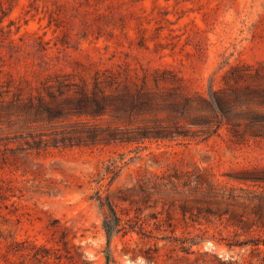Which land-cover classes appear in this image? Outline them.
I'll return each mask as SVG.
<instances>
[{
  "label": "rangeland",
  "instance_id": "1",
  "mask_svg": "<svg viewBox=\"0 0 264 264\" xmlns=\"http://www.w3.org/2000/svg\"><path fill=\"white\" fill-rule=\"evenodd\" d=\"M237 73L243 74L238 81ZM56 77L70 91L95 77L132 86L145 81L165 100L146 113L135 108L128 121L113 110L78 115L71 102L59 110L43 89ZM0 85L9 99L40 91L56 115L37 119L14 107L0 121V264H106L90 180L118 152L133 160L117 185L152 171L177 174L181 182L187 170L201 184L187 191L186 217L180 209L171 213L175 238L116 236L110 264H264V137L237 140L232 124L218 128L225 114L200 100L224 90L232 121L244 132L264 131V0H0ZM184 95L194 98V107L174 108ZM87 122L125 131L146 123L177 134L33 147L41 137ZM211 180L218 183L215 193L205 187ZM198 228L215 238L191 244L188 231ZM32 243L50 248V257L34 256Z\"/></svg>",
  "mask_w": 264,
  "mask_h": 264
},
{
  "label": "trees",
  "instance_id": "2",
  "mask_svg": "<svg viewBox=\"0 0 264 264\" xmlns=\"http://www.w3.org/2000/svg\"><path fill=\"white\" fill-rule=\"evenodd\" d=\"M241 77H243V74L237 73L235 80L238 81ZM144 82L132 86L129 83H115L95 77L91 84L83 80L76 85V89L70 91V89L65 90L66 83L64 79L56 77L45 81L42 86L46 93L55 100L59 110L64 109L65 102H71L77 108L76 113L78 115L84 113L94 117L113 110L110 114L118 119L125 118L124 120L128 121L135 108L146 113L153 110L160 99L165 100L163 92L147 87ZM113 83L115 86H111ZM53 86L56 87L62 98H59L57 93L52 90ZM4 92L0 85V121L3 116L9 115L14 107H20L22 113L27 116L33 114L37 119H45L43 116L46 113L49 115L48 118L46 117L48 120L56 116L52 115L55 113H52L54 112L52 107L48 104L46 96L40 91L36 94L30 93L25 100L6 98ZM223 93L224 90L212 91L210 99L200 96L204 108L211 110L216 115L218 113L225 114L226 121L224 122L225 119L219 118L218 128L224 123L232 124L229 127V132L237 140H243L244 137L242 136L245 134L253 137H264V131L254 128L244 132L237 126L236 122L232 121L233 117L228 112H231L233 105L226 98L227 94ZM172 106L174 108L194 107V98L184 95L182 100H174ZM249 118L253 121L256 119L252 115ZM99 123L87 122L82 129H59L50 138L41 137L34 143L33 147L79 144L81 142L86 145H109L114 142L140 143L146 139H170L177 134L171 129L158 127V125L154 128L146 123L139 124L132 131L119 129L118 125H102ZM250 125L249 127L252 128V125ZM132 160L133 156L127 159L124 152H118L115 156L109 155L102 160L101 166L90 180L95 184L94 193L90 197L96 203L101 217V226L106 236V264H110L112 260L110 245L116 236L125 237L136 232L141 237L154 238L157 242L159 240L170 241L175 238L172 234L175 227L171 220V213L180 209L186 217L187 212L190 210L188 202L191 200L187 195V191L193 189L191 186L193 182L201 184V181L192 177L193 173L187 170L185 178L181 182L177 174L169 175L152 171L150 175L139 176L128 185H117L118 180ZM205 187L208 193H215L219 190L218 183L213 180L206 181ZM196 208L199 209V207ZM204 211L210 213L211 208L206 206ZM163 214L165 216H161ZM190 214H193L192 211H190ZM198 223L201 222L198 221ZM64 229L66 227L62 229L61 240L67 245L68 240L65 238ZM168 230H170V233H167ZM197 230L188 231L190 235L188 239H190L191 244H199L215 238L213 234L210 235L207 232V229L198 228ZM32 245L35 248L33 251L34 256L37 258L50 257V248L35 243H32ZM147 256L149 260L154 257L152 253Z\"/></svg>",
  "mask_w": 264,
  "mask_h": 264
}]
</instances>
